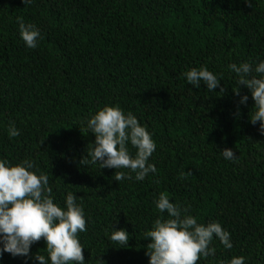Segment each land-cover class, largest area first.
Wrapping results in <instances>:
<instances>
[{"label": "trees", "instance_id": "1", "mask_svg": "<svg viewBox=\"0 0 264 264\" xmlns=\"http://www.w3.org/2000/svg\"><path fill=\"white\" fill-rule=\"evenodd\" d=\"M18 17L39 30L35 48L19 37ZM259 60L264 0H0V159L31 161L61 206L68 191L77 196L86 264H148L144 234L167 215L153 203L160 192L229 232L232 248L213 237L214 254L196 264L233 256L264 264V135L250 122V92L227 67ZM201 65L223 92L186 82L181 74ZM104 105L151 133L155 173L137 181L86 157L95 139L86 119ZM223 148L235 158L225 160ZM117 171L133 178L116 181ZM110 226L129 234L126 246L108 240ZM44 248L41 238L27 258L4 252L0 264H39Z\"/></svg>", "mask_w": 264, "mask_h": 264}, {"label": "clouds", "instance_id": "2", "mask_svg": "<svg viewBox=\"0 0 264 264\" xmlns=\"http://www.w3.org/2000/svg\"><path fill=\"white\" fill-rule=\"evenodd\" d=\"M30 3L31 0H23ZM19 37L27 48L37 46L40 32L33 24H26L17 18ZM237 76V85L247 87L253 100L250 122H260L259 130L264 135V60L241 62L227 65ZM255 73V75H253ZM193 87L203 83L209 91L220 87L216 74L205 66L191 67L181 74ZM224 89L220 87V92ZM238 94V89L234 90ZM248 95L239 98V104H245ZM86 127L94 134V143L87 151L90 162L101 168L128 169L134 178L141 181L148 173H155L154 164L148 158L155 150L151 133L139 123L131 113H125L117 105H104L86 119ZM7 134L15 137L18 129L10 124ZM129 146L135 150L130 152ZM219 154L225 160L235 155L230 148H223ZM188 173L181 172L180 177ZM129 172L117 171L115 180L132 179ZM48 186V176L33 170L29 160L16 164L0 159V253L12 256H29L30 246L43 238L45 255L35 254L39 264H86L82 255V245L77 233L85 231V217L77 196L68 191L63 205L54 202ZM158 216L151 229L145 232L150 238L146 255L148 264H196L201 257L214 254L210 243L215 237L225 249L232 248L229 232L221 224L212 220L206 224L198 223L197 218L187 214V209L172 203L166 192H160L153 201ZM108 234V240L127 245L129 234L123 229H114ZM245 257L233 256L219 264H244Z\"/></svg>", "mask_w": 264, "mask_h": 264}]
</instances>
